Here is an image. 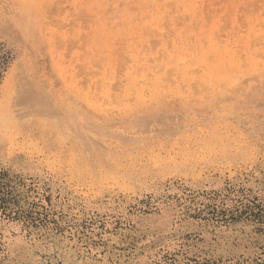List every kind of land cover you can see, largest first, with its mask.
Here are the masks:
<instances>
[{
    "label": "rangeland",
    "instance_id": "1",
    "mask_svg": "<svg viewBox=\"0 0 264 264\" xmlns=\"http://www.w3.org/2000/svg\"><path fill=\"white\" fill-rule=\"evenodd\" d=\"M3 99L0 264H264V0H0Z\"/></svg>",
    "mask_w": 264,
    "mask_h": 264
},
{
    "label": "bare ground",
    "instance_id": "2",
    "mask_svg": "<svg viewBox=\"0 0 264 264\" xmlns=\"http://www.w3.org/2000/svg\"><path fill=\"white\" fill-rule=\"evenodd\" d=\"M23 14H24V12H23ZM26 14V13H25ZM29 14V15H28ZM15 15H17V14H15ZM26 15H28V22H31V21H33V18H32V15L29 13V12H27V14ZM5 16V15H4ZM21 16V15H20ZM11 17V16H10ZM7 19V18H6ZM22 19V18H21ZM2 20V19H1ZM3 21V20H2ZM10 21V20H9ZM18 21V20H17ZM27 22V23H28ZM35 22V21H34ZM5 24V23H4ZM35 24V23H34ZM23 25V24H22ZM29 25V24H28ZM14 26V25H13ZM26 27V29L28 28L27 27V25H25ZM30 27V26H29ZM36 28V27H35ZM17 30V29H16ZM21 30V29H20ZM15 32V31H14ZM13 32V33H14ZM27 34V33H26ZM26 36V35H25ZM37 36V35H36ZM35 37V36H34ZM25 38V37H24ZM35 39V38H34ZM26 40V39H25ZM29 43V42H28ZM21 70V69H20ZM22 74V73H21ZM10 112V107H9V105H8V103H7V101H6V99H3L2 100V102H1V106H0V120H3L4 118H5V122L7 121V119H8V116L9 115H6L7 113H9ZM12 116V115H11Z\"/></svg>",
    "mask_w": 264,
    "mask_h": 264
}]
</instances>
